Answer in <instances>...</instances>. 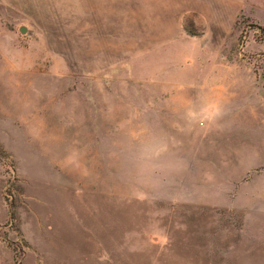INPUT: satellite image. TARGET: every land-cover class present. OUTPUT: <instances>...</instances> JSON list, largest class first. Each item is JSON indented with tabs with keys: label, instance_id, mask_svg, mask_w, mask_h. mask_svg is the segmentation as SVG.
Here are the masks:
<instances>
[{
	"label": "rangeland",
	"instance_id": "rangeland-1",
	"mask_svg": "<svg viewBox=\"0 0 264 264\" xmlns=\"http://www.w3.org/2000/svg\"><path fill=\"white\" fill-rule=\"evenodd\" d=\"M261 29L264 0H0V264H264Z\"/></svg>",
	"mask_w": 264,
	"mask_h": 264
},
{
	"label": "water",
	"instance_id": "water-1",
	"mask_svg": "<svg viewBox=\"0 0 264 264\" xmlns=\"http://www.w3.org/2000/svg\"><path fill=\"white\" fill-rule=\"evenodd\" d=\"M19 32H20V33H23V30H22V29H20V30H19Z\"/></svg>",
	"mask_w": 264,
	"mask_h": 264
},
{
	"label": "trees",
	"instance_id": "trees-1",
	"mask_svg": "<svg viewBox=\"0 0 264 264\" xmlns=\"http://www.w3.org/2000/svg\"><path fill=\"white\" fill-rule=\"evenodd\" d=\"M260 31H261V32H264V29H261Z\"/></svg>",
	"mask_w": 264,
	"mask_h": 264
}]
</instances>
